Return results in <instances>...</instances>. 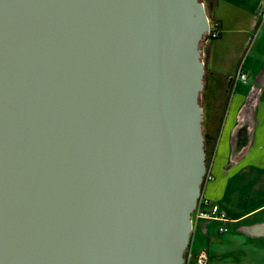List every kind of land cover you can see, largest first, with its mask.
Returning a JSON list of instances; mask_svg holds the SVG:
<instances>
[{
    "label": "water",
    "instance_id": "obj_1",
    "mask_svg": "<svg viewBox=\"0 0 264 264\" xmlns=\"http://www.w3.org/2000/svg\"><path fill=\"white\" fill-rule=\"evenodd\" d=\"M210 30L201 0H0V264H185Z\"/></svg>",
    "mask_w": 264,
    "mask_h": 264
},
{
    "label": "rangeland",
    "instance_id": "obj_2",
    "mask_svg": "<svg viewBox=\"0 0 264 264\" xmlns=\"http://www.w3.org/2000/svg\"><path fill=\"white\" fill-rule=\"evenodd\" d=\"M201 1L205 5L212 28V33L206 34L201 44L202 60L205 63L204 88L200 95L203 131L206 137V174L202 183V193L205 195V188L212 190L215 181L213 176L216 177L215 161L219 142H228L230 145L231 142H249L247 128L250 125L249 120L252 123L253 117L249 118L247 102L252 97L251 103L256 104V108L263 106L264 60L261 59L264 58V25L261 24L264 22V2L252 0L254 5H263L258 7L260 12L253 13L249 10L250 2L247 0L240 4L219 0ZM240 71L246 73V82L237 80ZM234 98L237 105L241 103L246 106L234 121V127L237 125V129H234L231 135L229 127L226 131L223 129L230 102ZM230 149L232 151V148ZM235 150H238L235 152V159H239L240 156L248 154V144L242 143V146L239 145ZM230 229L231 233H221L218 221H198L194 237L191 238V254L196 255L205 248L209 253V264H218L220 259L213 244L227 239L229 234L237 233L232 225ZM260 249L263 251L264 247ZM230 250L234 251V256L240 263L264 264V256L253 254L246 257L244 251L237 252L240 250H234L233 247ZM190 264H194L193 257Z\"/></svg>",
    "mask_w": 264,
    "mask_h": 264
},
{
    "label": "crops",
    "instance_id": "obj_3",
    "mask_svg": "<svg viewBox=\"0 0 264 264\" xmlns=\"http://www.w3.org/2000/svg\"><path fill=\"white\" fill-rule=\"evenodd\" d=\"M219 1L240 4L245 0ZM259 1L264 2V0ZM247 2H250L249 10L253 13L260 12L258 7L263 6L254 5L252 0H247ZM216 14L220 17L217 12ZM263 60L264 58L261 59ZM252 99L250 97L247 102L249 118L253 117L252 123L249 120L250 125L247 128L249 142H231L232 145L228 142H219L215 161L216 177L213 176L215 181H212V190L208 187L205 188V195L202 193L204 197L220 204L227 212L229 220L224 223L219 222V227L223 225L227 228L221 233H231V225L236 228L237 232L213 244L216 247L218 259L221 261L218 264H247L236 260L234 251L230 250L232 247L234 250H240L237 252L244 251L246 257L253 256V254L264 256V250L260 249L264 247V102L263 106L261 105L258 109L256 104L251 103ZM234 100L235 98L230 102L228 117L223 129L226 131L229 127L231 135H233L232 131L237 129V125L234 127V121L246 106L241 103L237 105ZM242 143L248 144V154L235 159V152H238L235 149H238L239 145L242 146ZM259 244L262 245L259 246Z\"/></svg>",
    "mask_w": 264,
    "mask_h": 264
},
{
    "label": "built area",
    "instance_id": "obj_4",
    "mask_svg": "<svg viewBox=\"0 0 264 264\" xmlns=\"http://www.w3.org/2000/svg\"><path fill=\"white\" fill-rule=\"evenodd\" d=\"M211 30L208 34H211ZM237 80L246 82V73L244 71H240L237 75ZM191 219L193 225L192 237H194V232L197 229L198 221L200 220L218 221L222 223L229 220L227 212L221 207L220 204L213 203L209 198L204 197L202 194L198 200L196 208L191 215ZM226 230L227 228L223 225L219 227L220 232ZM190 247L191 243L189 248ZM189 248L185 252V264H190V260L192 257L194 258V264H209L210 258L207 249L202 248L198 254L192 255Z\"/></svg>",
    "mask_w": 264,
    "mask_h": 264
},
{
    "label": "trees",
    "instance_id": "obj_5",
    "mask_svg": "<svg viewBox=\"0 0 264 264\" xmlns=\"http://www.w3.org/2000/svg\"><path fill=\"white\" fill-rule=\"evenodd\" d=\"M211 33H212V30H211ZM205 145H206V137H205ZM206 149V148H205ZM204 178H205V176H204Z\"/></svg>",
    "mask_w": 264,
    "mask_h": 264
}]
</instances>
